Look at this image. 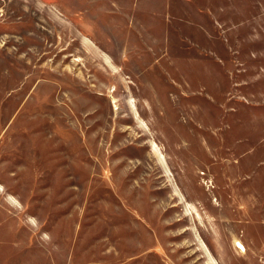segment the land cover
Listing matches in <instances>:
<instances>
[{"label": "rangeland", "instance_id": "rangeland-1", "mask_svg": "<svg viewBox=\"0 0 264 264\" xmlns=\"http://www.w3.org/2000/svg\"><path fill=\"white\" fill-rule=\"evenodd\" d=\"M0 264H264V0H0Z\"/></svg>", "mask_w": 264, "mask_h": 264}]
</instances>
